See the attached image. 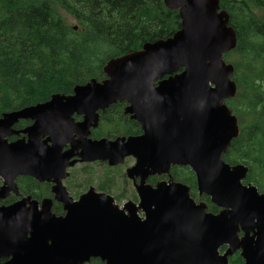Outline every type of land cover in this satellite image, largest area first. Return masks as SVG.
<instances>
[{"label":"water","instance_id":"95a60500","mask_svg":"<svg viewBox=\"0 0 264 264\" xmlns=\"http://www.w3.org/2000/svg\"><path fill=\"white\" fill-rule=\"evenodd\" d=\"M162 1L178 10L180 28L172 36L109 59L102 80L91 78L71 94L0 116V199L17 191L19 175H30L54 182L52 191L66 210L56 217L49 199L38 210L30 197L0 207V233L16 237L13 245L3 241L14 247L3 264H83L96 257L105 264H228L237 251L243 264H264V193L243 183L247 166L222 159L239 134L225 104L237 91L234 67L223 58L236 46L235 32L218 0ZM117 100L128 103L125 113L142 134L89 138L97 110ZM74 113L83 120L75 123ZM20 119L32 123L16 130ZM127 156L135 159L125 174L134 181L137 205L118 208L103 194L107 200L91 204L88 192L77 202L67 196L60 182L66 168L95 160L114 166ZM172 165L188 167L198 195L219 211H207L187 185L174 181ZM162 174L167 180L145 183Z\"/></svg>","mask_w":264,"mask_h":264},{"label":"trees","instance_id":"16d2710c","mask_svg":"<svg viewBox=\"0 0 264 264\" xmlns=\"http://www.w3.org/2000/svg\"><path fill=\"white\" fill-rule=\"evenodd\" d=\"M218 1L236 36L235 48L223 58L234 67L237 91L225 104L239 126L222 159L247 166L243 183L264 193V0ZM179 28L178 10L166 8L162 0H0V116L53 94H71L74 86L91 78L102 80L109 59L166 39ZM103 116L104 127L95 131L96 137L137 130L138 124L119 105ZM169 173L188 186L195 201H204L207 211H219L208 196L198 195L188 167L173 166ZM19 183L36 194L46 190L29 177ZM228 264H243L238 251L228 257Z\"/></svg>","mask_w":264,"mask_h":264},{"label":"flooded vegetation","instance_id":"af4514ba","mask_svg":"<svg viewBox=\"0 0 264 264\" xmlns=\"http://www.w3.org/2000/svg\"><path fill=\"white\" fill-rule=\"evenodd\" d=\"M44 102V101H43ZM127 102L126 101H119L117 100L116 102H114L113 104H110L107 108H105L104 110H97V113H98V117H97V125L96 127H90V134H89V138H92V139H99V138H102V137H106L104 135H101V136H98L96 137L94 135L95 131L99 130V129H102L104 127V113L105 111L111 107V106H115V105H119L121 108H122V113L124 115H126L128 117V119H131V120H134L137 124H138V127H137V130L135 133H129V134H123V135H118V136H125V137H128V136H138V135H141L142 134V129H141V126L140 124L137 122V120L135 119H132L130 117V114L129 113H125V107L127 106ZM118 107V106H117ZM72 119L73 121L76 123V122H79L81 120H83V115H80V114H76L74 113L72 115ZM21 120H24V121H27L28 123L24 126H21V127H17V123ZM32 121L29 120V119H20L18 120L14 125H13V128L16 129V130H20V129H23L25 128L26 126H28L29 124H31ZM23 137V134L20 133L19 135H12L10 137H8L7 139L9 141H12V140H15L17 138H21ZM117 137V136H116ZM116 137H113V138H116ZM44 138V137H43ZM106 138H109V137H106ZM112 137L109 138V139H113ZM68 148V145L63 147V150L67 149ZM128 157H131V156H127L124 158V160ZM76 158V156H73L71 159H74ZM133 158V164H134V157H131ZM124 162V161H123ZM95 163H105L107 166L109 167H115L116 165L114 166H110L107 161H100V160H95V161H83V162H76L74 165L66 168V172H67V175L62 178L60 180L61 182V185L64 187V189L66 190L67 192V196L70 197L72 199V202H77L81 196H83L85 193L88 192V195L90 196V198L88 199L89 203L93 204V203H98L101 199L103 200H107L105 197L99 195V194H103L105 196H109L110 198H112V204L117 206L118 208H122L125 203L131 201L133 202V204L137 205L138 203V195H137V191L134 187V181L130 178L127 177L126 175V178L128 180H130V182L132 183V186H133V189H134V197L133 199H135V201L133 200H126L124 201L122 204H118L116 201H120L122 199H125V195L121 194V195H113V194H109V192H107V190L103 187V186H98L97 187H94L88 183H86V188L83 192L79 193L78 195L74 196L70 193V191L66 188V186L64 185V181H66L70 175H72V173L70 172L71 169H73L75 166H80V170L82 171H85L89 174V171L91 170L89 167ZM122 164V163H120ZM119 165V164H117ZM173 166H179V165H172L170 167V170ZM128 168V167H127ZM126 168V169H127ZM125 169V171H126ZM88 174L85 175V177L89 176ZM153 176H157V180L156 182L152 183L150 182V179L151 177ZM25 177H29L33 180H35L38 184L44 186L46 188V190H44V192H40L39 193H35L33 191L35 190H32V191H26V190H23L21 189L19 186V180L20 179H24ZM135 182L138 184L139 182V177H135ZM161 180H167V175L165 174H162V175H149L146 177L145 179V183L146 184H149V185H152L154 186L158 181H161ZM2 184V180L0 178V185ZM15 185L17 187V191H9L8 192V195L4 198H1L0 199V207H7V206H10V205H13L17 202H19L20 200H22L23 198H26V197H30L32 200H36L37 201V209L38 210H41V205H42V200L43 199H49L50 200V211L53 215H55L56 217H64L65 216V213H66V210L64 209V205H63V202L58 200L56 197H55V193L52 191V186L54 185V182L52 181H38L37 179H35L34 177L30 176V175H19L16 179H15ZM72 188H76L75 184L71 185ZM25 208L28 207V205H25L24 206ZM138 213L139 214H142L141 210H138ZM12 234H14V232H12ZM10 235V233H7V238L4 237V233H0V264H3L5 262H8L10 261L12 258H13V254L12 252H14V247H11L10 244H16V237L14 235ZM4 240H7L10 244L9 245H6L3 241ZM18 240H20V232L18 233ZM18 245H19V242H18ZM224 249V247H223ZM222 249V250H223ZM221 250V249H220ZM91 260H99L100 262H102L103 264H105V262L101 261L98 257L96 258H90V260L88 262H85L83 264H89Z\"/></svg>","mask_w":264,"mask_h":264},{"label":"rangeland","instance_id":"374dc122","mask_svg":"<svg viewBox=\"0 0 264 264\" xmlns=\"http://www.w3.org/2000/svg\"><path fill=\"white\" fill-rule=\"evenodd\" d=\"M133 164V158L128 157L122 164L115 167H109L105 163H95L89 168V174L80 170V166H75L70 170L72 175L64 181V185L74 196L83 192L86 188V183L97 187L103 186L109 194L113 195H125V199L116 201L118 204H122L126 200H133L134 189L130 180L126 178L125 169ZM88 174L89 176L85 177ZM75 184L76 188H72L71 185ZM76 194V195H75Z\"/></svg>","mask_w":264,"mask_h":264},{"label":"bare ground","instance_id":"6f19581e","mask_svg":"<svg viewBox=\"0 0 264 264\" xmlns=\"http://www.w3.org/2000/svg\"><path fill=\"white\" fill-rule=\"evenodd\" d=\"M113 104V103H112Z\"/></svg>","mask_w":264,"mask_h":264}]
</instances>
